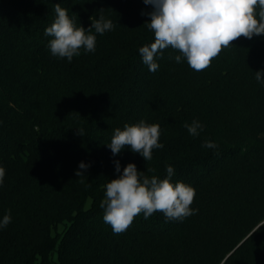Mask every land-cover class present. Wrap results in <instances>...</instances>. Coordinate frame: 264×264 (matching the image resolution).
Returning a JSON list of instances; mask_svg holds the SVG:
<instances>
[{
	"label": "trees",
	"instance_id": "1",
	"mask_svg": "<svg viewBox=\"0 0 264 264\" xmlns=\"http://www.w3.org/2000/svg\"><path fill=\"white\" fill-rule=\"evenodd\" d=\"M56 3L77 26L102 10L115 27L96 34L94 53L54 57L44 31ZM152 10L143 0H0V220L12 217L0 264H264V35L238 38L202 71L169 47L152 73L138 51L154 42ZM141 120L159 124L164 147L148 162L128 147L113 156L114 130ZM193 120L203 125L195 137L183 127ZM117 160L121 174L134 163L161 179L173 166L198 211L140 214L114 234L100 203ZM81 162L90 167L77 177Z\"/></svg>",
	"mask_w": 264,
	"mask_h": 264
},
{
	"label": "clouds",
	"instance_id": "2",
	"mask_svg": "<svg viewBox=\"0 0 264 264\" xmlns=\"http://www.w3.org/2000/svg\"><path fill=\"white\" fill-rule=\"evenodd\" d=\"M143 3L153 9L147 13L150 22L145 24L155 39L138 51L142 62L152 73L159 68L156 57L169 47L179 53L174 57L176 63L183 59L191 69L202 71L210 66L223 48L230 47L238 38L252 39L264 35V0H143ZM54 12V21L45 29L44 35L51 38L48 42L51 55L67 58L69 63L74 56L81 54V49L94 53L96 34L103 35L115 27L102 10L98 19L90 17L91 25L87 29L77 26L68 10L59 3L55 4ZM255 79L264 83V71H256ZM183 127L194 137L203 130V125L197 120L191 124L185 122ZM77 134L84 136V130L77 129ZM159 138V124L141 120L137 124H125L123 130L116 128L107 147L113 156L128 147L148 162L153 158L154 149L164 147ZM202 147L217 149L218 145L205 140ZM114 164L118 176L104 185V197L100 203L103 221L111 226L114 234L125 232L140 214L147 220L161 212L166 221H174L183 220L198 211L191 207L195 189L183 182L171 181L175 173L173 166H166L167 175L161 179L138 171L134 163H128L121 174L120 162L117 160ZM88 167L90 165L81 162L79 169L84 171L78 170L75 175L84 176ZM146 172L154 173L155 169L147 168ZM5 175L4 167L0 166V186ZM11 221L9 210L0 220V228H6Z\"/></svg>",
	"mask_w": 264,
	"mask_h": 264
}]
</instances>
